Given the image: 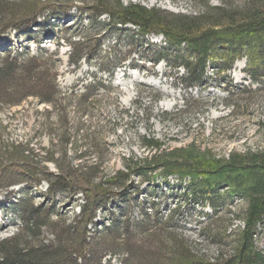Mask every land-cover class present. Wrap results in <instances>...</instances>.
<instances>
[{"label":"trees","instance_id":"trees-1","mask_svg":"<svg viewBox=\"0 0 264 264\" xmlns=\"http://www.w3.org/2000/svg\"><path fill=\"white\" fill-rule=\"evenodd\" d=\"M86 1L35 0L25 5L0 1V36L13 30L18 32V38L23 36L38 44V51L27 58L11 56L18 44L16 38L8 40L7 46L0 49V105L17 104L28 96L47 104L53 101L54 95H59L56 74L49 75L56 52L39 45L44 38L58 44L70 21L79 24L82 33L89 29L96 31L85 49L82 44L89 40L86 37L75 33L77 39L70 41L71 45H76L70 53L76 67L87 48L101 44L102 36L124 32L130 34L131 39L127 41L132 46L135 37L160 34L158 52L163 54L166 64L171 62L182 67L189 81L200 82L208 64L220 75L242 57L253 79L264 73V0H222L216 5L203 0L197 10L189 14L164 13L130 1ZM90 87L95 86L90 82L85 94L73 87L66 94L75 99L77 115L72 126L66 115L57 127L61 132L60 137L55 138L60 145L57 158L45 148L38 150L30 146L28 140L1 142L0 152L10 156L5 162H20L14 166H19L18 176L20 174L27 182L34 183L39 177V183L44 179L48 195L71 199L78 198L80 192L83 195L78 203V214L67 228L71 237L69 235L56 247L33 246L25 236L36 237L42 221L51 212L42 211L41 205L25 210L26 202L17 210V205L13 204L10 210L26 215L21 219L20 233L0 238V264H110L106 255H118L123 263L130 258L132 238L151 232L159 222L166 230L162 234L163 243L175 252L168 257L170 264H264V148L231 150L221 160L212 161L197 156L190 149L171 151L160 159L157 154L141 158L131 155L124 158L123 169L103 177L93 174L91 182L96 180L95 185H82L81 173L98 169L95 160L90 162L89 148L83 149L77 140L80 131L89 135L83 117L87 113L86 106L90 105L86 98ZM90 134L94 136L93 132ZM79 136L86 139L84 134ZM146 146L160 148L161 143L152 138L146 141ZM43 150L45 153H41ZM56 159L59 161L56 173L48 172L45 163ZM40 164L46 170L43 174L42 168L37 167ZM157 174H161L160 181ZM163 185L168 186L165 192ZM179 187L183 190L180 198L186 208L182 214L178 205L181 201H178L163 219L162 209H159L161 199ZM197 203L200 217L205 219L203 225L197 226L201 242L187 241L177 233L185 225L176 218L180 216L181 221H185L184 217L192 215L191 210ZM238 204L241 208L230 211ZM132 207L136 213L131 212ZM206 209L209 212H205ZM224 217H233L239 224L229 230ZM106 222L110 226L102 229Z\"/></svg>","mask_w":264,"mask_h":264},{"label":"rangeland","instance_id":"rangeland-1","mask_svg":"<svg viewBox=\"0 0 264 264\" xmlns=\"http://www.w3.org/2000/svg\"><path fill=\"white\" fill-rule=\"evenodd\" d=\"M0 1L7 4L13 2L16 5L35 3V0ZM122 1L140 3L147 8H157L164 13L174 14L195 12L197 5L203 3V0ZM209 1L216 5L222 0ZM72 10L75 8L72 7ZM86 21L84 17V22ZM69 23L71 25L64 30L58 44L53 39L44 38L39 45L56 52L53 56L54 67L49 71V75L56 74L55 82L59 95H54L53 101L47 104L41 103L36 97L28 96L17 104L0 105V144L12 140H28L30 146L38 150L45 148L49 153H55L53 157L57 158L60 145L56 144L55 138L61 135L57 127L61 126L66 115H69L72 126L74 116L77 115L75 99H70L66 94L68 95L72 87L79 89L80 94H85L86 86L89 87L91 82L95 87L88 88L86 98L90 105L86 106L87 113L83 117L88 126L84 127L86 134L89 135L86 136L84 131H80L79 134H84L86 139L78 134L77 140L83 149L89 148L90 162L95 160L98 169L83 171L82 185L90 183L87 186H94L96 180L91 182L93 174L103 177L123 169L124 158L131 155L141 158L157 154V159H160L171 151L190 149L197 156L212 161L221 160L231 150L264 148V73L259 74L258 79H253L244 57L236 59L233 67L220 72V75L215 74L214 67L208 64L200 82L189 81L185 78L182 67H176L171 62L166 64L163 54L158 52L157 45L162 38L160 34H149L144 38L135 37V44L132 46L131 42L127 41L131 39L129 33L121 32L118 35L114 32L113 35L105 34L100 45L91 47L95 48L96 52H89L91 49L87 48V53L80 56L79 65L76 67L70 59V53L76 45H71L70 41L76 40L77 35L86 37L89 40L82 44L85 49L95 37L96 31L89 29L82 33L79 24L72 21ZM17 33L10 30L8 35H1L0 49H4L8 40L16 38L15 42L18 44L11 56L27 58L38 51L36 42L23 36L18 38ZM49 126L54 129L51 131ZM72 130L70 128L73 134ZM90 132H93V137H90ZM152 138L161 143L160 148L146 146V141ZM7 157L10 158L9 155H3L1 150L0 238L22 231L23 224L20 223L26 214L14 212L10 208L16 204L18 210L19 206L26 202L25 210L29 206L41 205L42 211L51 212L42 221L36 237L25 235L27 241L33 246H58L70 235L67 228L72 225L70 223L78 214L82 192L78 194V198L73 199L69 196L61 198L58 194L48 195L44 179L37 183L38 177L34 180L36 185L27 182L26 178L20 174L18 176L19 166H14L20 162H5ZM58 163L57 159L54 162H46V170L56 173ZM37 167L42 168V174L46 172L42 164ZM74 170L73 168L72 171ZM156 178L160 181L161 174H157ZM25 188L27 190H24ZM162 188L164 192L168 190V186L163 185ZM182 191L179 187L162 197L159 209H162L163 219L167 216L169 208H173L178 201H181L178 205L181 206L183 214L186 207L180 198ZM160 194L162 196L163 193ZM194 206L192 215L184 217L185 221H181L183 219H180V216L176 218L179 223L185 225L177 233L187 241L201 242L197 226L204 223L205 219L200 217V205L197 203ZM241 206H233L230 211L235 212ZM131 212L136 213L134 207ZM205 212H209V209ZM159 223L151 232L147 231L132 238L128 260L122 263L118 255H106L105 258L110 260V264H170L168 257L175 252L163 243L162 234L166 233V230L163 226L160 227ZM225 224L230 230L235 228L239 221L231 217L226 219ZM106 226L110 224L106 222L102 229Z\"/></svg>","mask_w":264,"mask_h":264}]
</instances>
